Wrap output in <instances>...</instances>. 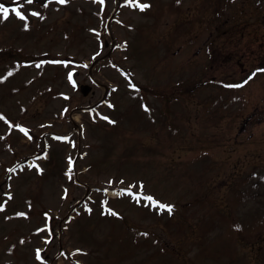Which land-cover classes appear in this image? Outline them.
Returning a JSON list of instances; mask_svg holds the SVG:
<instances>
[{
  "label": "rangeland",
  "instance_id": "rangeland-1",
  "mask_svg": "<svg viewBox=\"0 0 264 264\" xmlns=\"http://www.w3.org/2000/svg\"><path fill=\"white\" fill-rule=\"evenodd\" d=\"M17 2L44 18L0 19V264H264V0Z\"/></svg>",
  "mask_w": 264,
  "mask_h": 264
},
{
  "label": "snow or ice",
  "instance_id": "snow-or-ice-1",
  "mask_svg": "<svg viewBox=\"0 0 264 264\" xmlns=\"http://www.w3.org/2000/svg\"><path fill=\"white\" fill-rule=\"evenodd\" d=\"M24 2L26 4H33L34 0H24ZM50 2V0H43V7H47L48 6V3ZM59 3L63 4V3H66L67 0H58ZM94 2H96V0H94ZM99 4L100 5H103L105 3V0H98ZM125 3L133 8H138L140 11H143L144 9H146L147 7H150V4L148 3H138V0H125ZM177 3H179V0H177ZM24 8V5L17 2V0H11L10 3H5L3 2V0H0V19H8L10 14H14L15 17L19 18L20 20L22 21H25V23L23 24V27L24 28H28L29 27V24L27 23L29 17L28 15H26V11L29 12L31 15L33 16H36V17H39L40 19H43L44 16L42 15V13L40 11H37L35 8H30V9H27L26 11H22L21 9ZM91 31L93 32H97V29L93 28L91 29ZM27 63V62H25ZM61 63H66L64 61H62ZM260 71H264V69H259ZM11 74V73H10ZM255 73H253L254 75ZM67 78L70 82H73V76H72V72L69 71L68 74H67ZM3 79H5V77L3 76H0V81H2ZM131 87L135 88L137 87L136 85L132 84L130 85ZM112 106V105H110ZM144 107L147 109V105H144ZM0 119H7L6 117L3 116V114H0ZM103 119L105 120H109L110 122H113L114 121H111L110 120V117L108 116H103ZM17 127H21L20 125H17ZM22 130H25L22 128ZM66 137H58V139H65ZM69 163L71 164V158H69ZM37 169L38 170H41L39 168V165H36ZM108 183H112V181H108ZM139 187L142 189L143 188V184L140 183L139 184ZM104 191H107L106 189ZM125 191L128 192V194L130 196H133L136 198V202L137 203H140L141 201V197L143 198V200L149 202L150 205L152 206H157V210L160 211V210H167V212L170 214L172 212V209L174 207V205L170 204V203H163L161 202L160 200L156 199L152 194H145L143 192H140V193H137V192H133L130 188L129 189H126ZM6 195H8L9 197H11V193H6ZM4 207V204L3 203H0V209H3ZM89 211H91V209H89ZM113 211V214L115 215H119V213L115 212L114 210ZM15 215H18V216H27V213L26 212H17L15 213ZM43 215L45 217H48L49 216V213L48 212H44ZM235 227L239 228L240 225H235ZM40 229L38 228L37 231H39ZM144 235H147V233H144ZM23 242V241H21ZM77 251H81L79 249H77ZM36 257L37 259H42L40 257V249H37L36 250ZM76 264H80L79 261L76 262Z\"/></svg>",
  "mask_w": 264,
  "mask_h": 264
},
{
  "label": "water",
  "instance_id": "water-1",
  "mask_svg": "<svg viewBox=\"0 0 264 264\" xmlns=\"http://www.w3.org/2000/svg\"><path fill=\"white\" fill-rule=\"evenodd\" d=\"M90 90V87L86 84L80 85V91L83 95H86Z\"/></svg>",
  "mask_w": 264,
  "mask_h": 264
}]
</instances>
